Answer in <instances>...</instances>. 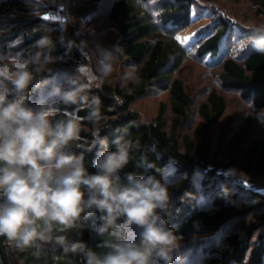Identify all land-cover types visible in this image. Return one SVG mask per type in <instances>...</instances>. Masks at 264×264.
<instances>
[{
	"label": "clouds",
	"instance_id": "clouds-1",
	"mask_svg": "<svg viewBox=\"0 0 264 264\" xmlns=\"http://www.w3.org/2000/svg\"><path fill=\"white\" fill-rule=\"evenodd\" d=\"M128 4L158 33L169 35L160 0H128ZM29 5L30 14L42 23L10 40L8 51L0 49V237L6 240L5 250L30 251L39 259L44 246L51 244L60 253L53 257L54 264H184L183 236L165 218L170 215L172 170L140 155L135 165L144 174L129 171L122 177L139 150V141L129 138L126 126L119 130L112 141L115 148L110 150L98 127L103 119L101 101L88 96L93 87L102 88L113 73L116 60L124 55L123 47L119 43L98 45L94 68L90 62L79 63L74 72L49 79L45 74H51L50 66L70 56L73 49L89 60L88 42L67 37L75 17L64 3L29 0ZM85 20L81 19L76 36L83 34ZM53 24L60 32L55 39ZM88 31L94 34V29ZM36 33L43 35L28 49L12 51L26 36ZM57 40L65 48L64 55L52 54ZM150 43L154 46L157 41ZM232 46L264 55V23L234 38ZM137 71L132 66L122 81L138 85ZM49 84L51 91L45 95L43 90ZM32 91L40 93L34 104L30 103ZM132 91L127 89V94ZM112 99L117 106L123 105L119 96ZM244 103L264 123V109L255 113L254 99ZM85 123L91 125V140L81 136ZM151 149L155 151L156 146ZM93 150L95 171L90 172L85 153ZM155 153L159 159L160 154ZM234 172L228 170L229 175ZM92 217L98 222L87 224ZM85 229L101 237L98 247L107 251L90 247L82 239Z\"/></svg>",
	"mask_w": 264,
	"mask_h": 264
},
{
	"label": "trees",
	"instance_id": "trees-1",
	"mask_svg": "<svg viewBox=\"0 0 264 264\" xmlns=\"http://www.w3.org/2000/svg\"><path fill=\"white\" fill-rule=\"evenodd\" d=\"M59 2L64 3L75 17V23L67 29L69 39L83 40L82 35H75L80 29L81 18L91 19L99 31L113 26L118 34L114 44L119 43L124 49V55L117 61L138 69L136 74L141 81L138 85L130 80L122 82L117 74L109 76L102 88L93 87L88 96L89 99L97 96L101 101L103 119L98 127L101 135L107 138L110 150L115 148L112 141L120 134L119 130L126 126L129 138L139 141V150L121 172L122 177L129 171L144 174V169L135 165L140 155L172 170L169 176L170 215L165 218L169 227L183 236L184 264H199L200 261V258L195 261V252L189 254V242L197 243L195 250L203 246L207 253L203 264H264V191L248 189L218 172L219 168H237L246 176L264 179V134L251 138L252 116L236 127L232 119L222 125L228 110L225 95L214 88L207 93L206 100L196 103L184 80L178 76L188 56L202 60L211 54L216 59L201 64L218 68L222 87L238 91L243 101L254 99V109L259 111L264 109V55L250 48L239 54L232 53L234 38L240 34L237 36L234 29L238 27L237 23L224 16L215 18L211 30L198 37L191 49L174 39L193 22L196 0H160L164 25L169 32L167 36L158 33L147 18H140L128 0H57ZM252 2L257 13L264 16V0ZM49 7L55 8L54 5ZM31 11L29 0H0V49L8 51L10 40L42 23L39 17L30 14ZM52 27L51 35L55 39L60 34L59 26L53 24ZM41 35L43 33H36L31 38L26 36L24 43L12 51L28 49ZM153 39L157 41L154 46L150 43ZM64 53L65 48L57 40L52 54ZM89 60H84L73 49L70 56L51 65V74L45 76L50 79L53 75L72 72L77 64L89 63ZM153 87L167 92L169 103L161 102L156 117L146 120L133 109V105ZM51 88L48 85L44 94L47 95ZM129 88L133 89L132 94H127ZM39 94L32 91L30 103L34 104ZM114 95L123 100L122 106L115 104ZM196 104L200 118L195 130L198 141L191 135L189 126ZM80 114L85 115V112ZM82 128L86 130L81 136L91 140V125L85 123ZM153 145L155 151L151 149ZM155 152L160 154L159 159ZM95 158L96 150L85 153L86 167L90 172L95 171L92 164ZM93 221L98 222L92 217L86 223ZM212 236L214 238H203ZM82 239L97 252L107 251L98 247L102 238L88 229L83 232ZM5 249L6 240L0 237V264H54L53 257L60 255L59 249L51 244L44 246V254L39 259L30 251L20 253ZM203 254L201 252L200 256ZM74 259L78 261L79 258Z\"/></svg>",
	"mask_w": 264,
	"mask_h": 264
},
{
	"label": "rangeland",
	"instance_id": "rangeland-1",
	"mask_svg": "<svg viewBox=\"0 0 264 264\" xmlns=\"http://www.w3.org/2000/svg\"><path fill=\"white\" fill-rule=\"evenodd\" d=\"M196 2L197 3L193 4V14H195L193 18V22L187 29L177 34L182 39L186 37L187 38H191L193 36L195 37L194 39L190 40L188 43H183L187 48L190 49L192 48L193 43L198 37L204 36L207 32L211 30V23L214 21L215 18L219 16H224L228 18L232 23L233 22L237 23L238 27H234V29L237 32V36H239L238 34H240L238 38L243 37L244 33L247 34L245 30L248 31L250 28L264 23V16L259 15L257 13L256 9L253 6L252 0H196ZM81 19L79 20L81 21ZM245 25L248 26L245 27ZM80 28H81V23H80ZM89 28L94 29V34H91L88 31ZM82 31H83L82 34L83 40L88 42L87 50L89 52V57H90L89 61L92 67L94 68L96 64L97 46L99 45L101 47H111L114 44L115 40L117 39L118 34L113 26H109L106 30L99 31L95 26V23L92 22L91 19L85 20V27L82 29ZM244 50L245 49L241 50L239 48L232 47L231 52L234 54H239ZM213 59L216 58L211 54L205 55L202 60L201 59L198 60L196 57L188 56L183 66L180 68L178 72V76H180L184 80L189 92L194 97L196 103H200L206 100L207 93L214 88H217L225 95L228 101V110L222 121V125L227 120L232 119L233 125L236 127V125H241L248 116H252L253 129L251 133V138L259 134H264V123H261L260 120L257 119L256 115L252 113L250 106L244 103L243 99L241 98V94L236 90H230L222 87L217 74L218 68L216 67L209 68L201 64L202 61L204 63H207L209 61H212ZM121 65L122 64H120V62L116 60L114 65V71L110 76L113 77L119 74L120 80L122 81L123 74L131 71L132 66H128L127 64H123L122 66ZM54 77L57 76L53 75L51 79ZM125 81L127 80H124L122 82ZM49 87H52V85L49 84ZM161 102L169 103L167 92L161 91L153 87V89L149 90L144 96L138 98L135 101L133 105V109L137 111L142 118L146 120H152L158 114L159 106ZM197 106L198 105L196 104L193 107L192 110L193 115L191 116L189 126L191 128L190 129L191 135L194 136L195 139L198 141V136H196L195 134V130L200 123V118L197 113ZM247 112L249 114H246ZM254 112L259 113L260 110L258 111L254 109ZM169 119H170V112H168V120ZM231 169H235V172L233 174L229 175L226 172V177H229L230 180L239 182L240 178L247 177L250 180L260 183L261 185L264 184V179L261 177L253 178L251 176H245V174H243L239 169L237 168H231ZM218 172L221 173L220 168L218 169ZM203 238L204 240H207L214 237L212 236V237H203ZM182 242L183 240L181 241V244ZM188 244H191V246L189 247L191 249L189 251V254L192 255L191 253L194 254L195 252L196 253L195 261L200 258V261L198 260L199 264H203L207 256L206 251H203L202 249L203 246L200 250L199 249L195 250L197 248L196 247L197 243L189 242ZM201 252L204 253L202 256H200Z\"/></svg>",
	"mask_w": 264,
	"mask_h": 264
},
{
	"label": "built area",
	"instance_id": "built-area-1",
	"mask_svg": "<svg viewBox=\"0 0 264 264\" xmlns=\"http://www.w3.org/2000/svg\"><path fill=\"white\" fill-rule=\"evenodd\" d=\"M52 8L54 9V7H52ZM228 170H229L228 168H221L220 169L221 173L223 172V174L225 173V175H226V172L228 173ZM239 182L241 184H243V186H245L248 189L263 190L264 191V184L261 185L260 183L253 181V180H250L247 177L240 178Z\"/></svg>",
	"mask_w": 264,
	"mask_h": 264
},
{
	"label": "snow or ice",
	"instance_id": "snow-or-ice-1",
	"mask_svg": "<svg viewBox=\"0 0 264 264\" xmlns=\"http://www.w3.org/2000/svg\"><path fill=\"white\" fill-rule=\"evenodd\" d=\"M208 35H211V33H208ZM195 37L193 36V37H191V38H181V37H177V40L178 41H180V42H182V43H188L190 40H192V39H194Z\"/></svg>",
	"mask_w": 264,
	"mask_h": 264
},
{
	"label": "bare ground",
	"instance_id": "bare-ground-1",
	"mask_svg": "<svg viewBox=\"0 0 264 264\" xmlns=\"http://www.w3.org/2000/svg\"><path fill=\"white\" fill-rule=\"evenodd\" d=\"M51 79V78H50Z\"/></svg>",
	"mask_w": 264,
	"mask_h": 264
}]
</instances>
